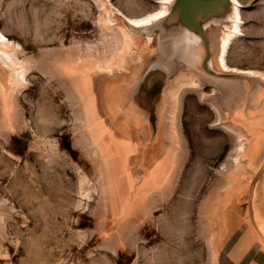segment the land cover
<instances>
[{
    "label": "rangeland",
    "instance_id": "374dc122",
    "mask_svg": "<svg viewBox=\"0 0 264 264\" xmlns=\"http://www.w3.org/2000/svg\"><path fill=\"white\" fill-rule=\"evenodd\" d=\"M237 1L225 64L240 73L217 63L230 15L206 31L209 68L167 18L127 22L174 0H0L17 65L0 61V264H180V237L197 250L183 264H213L212 225L239 261L259 246L255 188L250 201L227 192L244 175L258 185L264 163V0ZM153 72L166 80L151 120Z\"/></svg>",
    "mask_w": 264,
    "mask_h": 264
},
{
    "label": "water",
    "instance_id": "95a60500",
    "mask_svg": "<svg viewBox=\"0 0 264 264\" xmlns=\"http://www.w3.org/2000/svg\"><path fill=\"white\" fill-rule=\"evenodd\" d=\"M174 1H175V7L173 8L172 13H168V15L165 18H167V20L171 22H174V24H177L178 26L184 28L185 32L192 37L195 43H197L198 45H202L203 54L205 53L203 65L205 67L208 64L209 68H211L212 62L210 60V44L206 31L208 30V28H210V26H212L211 28H213V26L218 24L221 18H223L226 15L229 16L232 13L231 0H174ZM229 12L230 14H228ZM219 44H218V50H219ZM217 57H218V52H217ZM217 63H218V58H217ZM164 75L155 72L150 73V75H148V77L146 78L145 81L146 83H143L141 86V89L146 88L147 90L145 101L149 102V106L151 108L150 109L151 111L149 113V115L151 116L150 117L151 120L152 118L156 117L155 115L156 111L153 108L154 106L153 103L158 101L160 98L162 80H166L165 78L166 76Z\"/></svg>",
    "mask_w": 264,
    "mask_h": 264
},
{
    "label": "crops",
    "instance_id": "0c3cea01",
    "mask_svg": "<svg viewBox=\"0 0 264 264\" xmlns=\"http://www.w3.org/2000/svg\"><path fill=\"white\" fill-rule=\"evenodd\" d=\"M261 133L263 134L264 131L262 130ZM260 140H263V138L260 137ZM153 147H154L153 149H155V155H157L158 148L156 147L155 143H154ZM260 147H261L260 151H262V149H264V140L261 142ZM260 151H259V148H257L253 152L248 151L246 154H244L245 160L248 162L247 164L250 165L253 168V170H254V168H256V169L259 168L258 167L259 165L257 164V158H258L257 156H258ZM148 152L151 153V150H149ZM158 158L159 157L157 156V159ZM159 161L161 163H163V167H162V170L160 171V173L158 175L154 176V174L151 173L153 175V181L154 182L157 180V178H160V176L164 173V171H166V167L168 165V163H166V161L162 160L161 158H159ZM260 166H261L260 167L261 168V172H260L261 175H260V181H259L258 185H255L258 180L252 181V179H250L249 177L244 175V177H241V179H240L241 182H243V185L241 186L242 189L238 190V189L230 187L227 192L231 193V194L244 193L246 196V199H248V201H250L251 196H252V200H254L253 199L254 198L253 197L254 192L252 193L251 189L255 188V192H257V194H258L255 206L259 210L260 215L263 216V214H264V163H261ZM148 170L150 171L149 167H148ZM232 181H233V179H232ZM232 187H234V185ZM246 187H247V189H246ZM223 203H224V201L221 202V204H223ZM108 224L109 223H107V225ZM212 229L214 230V232H213L214 236L212 238L208 239L207 242H209L210 245L213 246V249H212V253L208 255L207 261H210L213 264H240L239 262H241L242 264H264V238H262V237H264L263 236L264 234L262 233V231L260 232L261 233L260 237L262 240H261V243H259V246L257 244H255L254 249L251 250V241L249 239V243L247 244L246 250H249L250 254L248 255L247 259L242 258L239 261L236 259V257L241 254L240 253L241 250L236 248L234 250V252H232L230 249V253H229L228 249L230 247L231 242L229 243V241H228V244H227V243H225L226 241L225 242L218 241L216 238L217 237L216 225H212ZM175 242H176V245H178L177 241H175ZM241 242H243V246L245 247V239H241L239 241V244H241ZM193 245L194 244L190 240H188V238H186V237H180L179 238V247L180 248L178 250V252H179L178 263L183 264L182 262L184 260L191 259L193 257L195 258V256L197 255V250L196 249L194 250V248H192ZM226 252H227V254H226ZM202 256H203V258H201V259L204 260L205 255H202ZM197 261H199V259H197Z\"/></svg>",
    "mask_w": 264,
    "mask_h": 264
},
{
    "label": "bare ground",
    "instance_id": "6f19581e",
    "mask_svg": "<svg viewBox=\"0 0 264 264\" xmlns=\"http://www.w3.org/2000/svg\"><path fill=\"white\" fill-rule=\"evenodd\" d=\"M231 2H232V13L230 14V20L228 19L230 21V27H229L230 31L228 33L225 32L224 36L222 37V40L220 41L217 58H218V65L222 71L240 73L239 71L235 69H230L225 64V55L227 52L228 45L230 41L232 40V38H234L238 34L239 23H240L239 22L240 20L237 21V16H239V10H238L239 3L237 0H231ZM167 15H168V9L166 8L164 13L160 12L158 14H154L152 16H149V17H146L140 20H132V19L129 20L128 19L127 22L135 28L146 27V26L152 25L154 22L160 21L161 19L165 18ZM3 41H5V39L3 38L2 35H0V61L2 62L3 65L8 66L12 69H15L17 66L15 65L16 58L12 54L6 52ZM25 74H26L25 72H21V74H19V72H13L12 77L15 83L19 84V82L20 83L23 82L25 78ZM240 151H242V147Z\"/></svg>",
    "mask_w": 264,
    "mask_h": 264
}]
</instances>
